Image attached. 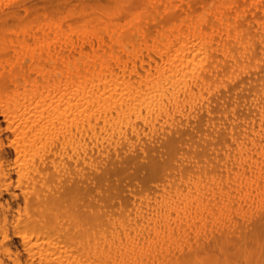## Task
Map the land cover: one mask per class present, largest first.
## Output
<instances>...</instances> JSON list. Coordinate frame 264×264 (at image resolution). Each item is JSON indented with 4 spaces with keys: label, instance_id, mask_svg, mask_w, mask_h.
<instances>
[{
    "label": "bare ground",
    "instance_id": "obj_1",
    "mask_svg": "<svg viewBox=\"0 0 264 264\" xmlns=\"http://www.w3.org/2000/svg\"><path fill=\"white\" fill-rule=\"evenodd\" d=\"M32 1H0V264H264V0Z\"/></svg>",
    "mask_w": 264,
    "mask_h": 264
},
{
    "label": "rangeland",
    "instance_id": "obj_2",
    "mask_svg": "<svg viewBox=\"0 0 264 264\" xmlns=\"http://www.w3.org/2000/svg\"><path fill=\"white\" fill-rule=\"evenodd\" d=\"M1 1V0H0ZM79 1H81V0H73V6H67V8H66V6L65 7H62L61 9H59L60 11H61V13H59V14H66V12H80V11H83V10H85L86 11V13L88 14L89 13V17H88V19H90V17H92V15H93V17L92 18H95L96 16H97V18L98 17H100V18H102L101 17V15L102 16H106L104 13L106 12V14H107V10H109L110 12H112L113 10H115L114 8L116 7V4H115V1L114 0H83V2L81 1V2H79ZM93 1V2H92ZM95 1V2H94ZM35 2V3H34ZM57 0L55 1V0H33L32 1V3H34V5H35V7L36 8H39V10H40V12H43L44 11V9L46 10V11H54V12H56L57 10H58V8H57ZM89 2V3H88ZM98 2V3H97ZM102 2V3H101ZM106 4H105V3ZM91 3H93V5L91 4ZM111 3V4H110ZM51 4V5H50ZM85 4V5H84ZM95 4V5H94ZM46 5V6H45ZM102 5H104V6H102ZM44 6V7H43ZM89 7V8H87V7ZM117 6H120V4H117ZM46 7V8H45ZM49 7H51V8H49ZM82 7V8H81ZM55 8H57V9H55ZM63 8H64V10H63ZM92 8V9H91ZM97 8H100L99 10L97 9ZM103 8V9H102ZM71 9V10H70ZM91 9V10H90ZM95 9V10H94ZM89 10V11H88ZM133 10H135V9H133ZM142 10H144V9H140V8H138L137 10H135V13H137V15H139L138 16V18H142V19H144V24L146 25V26H148L150 23H148V20H147V12H143ZM102 12L103 14H101L100 15V13H98V12ZM93 12V13H92ZM97 12V13H96ZM139 12V13H138ZM96 13V14H95ZM96 16H95V15ZM98 14V15H97ZM120 14V13H119ZM118 14V16H117V14H115V18L113 19L114 20V22L116 21V23L118 22L119 24L118 25H120L121 23H125V21H127L129 18H130V16H129V13H126V12H123V14H121V16ZM44 16V15H43ZM129 17V18H128ZM96 18V19H97ZM119 18H120V20H119ZM128 18V19H127ZM99 19V18H98ZM118 19V20H117ZM83 19H81L78 23H76V27H75V30H78L79 28L78 27H82L83 26V23H85V21H82ZM112 20V21H113ZM120 21V22H119ZM77 28V29H76ZM153 34H155V31H153ZM145 49V48H144ZM17 241V239L16 238H14V242H16ZM0 256H1V258L2 259H4V260H6L7 259V256L4 254L5 252L3 251V248L2 249H0ZM2 252H4V253H2ZM4 263H5V261H4Z\"/></svg>",
    "mask_w": 264,
    "mask_h": 264
}]
</instances>
